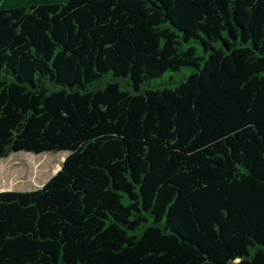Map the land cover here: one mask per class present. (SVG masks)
I'll return each instance as SVG.
<instances>
[{"label":"trees","instance_id":"obj_1","mask_svg":"<svg viewBox=\"0 0 264 264\" xmlns=\"http://www.w3.org/2000/svg\"><path fill=\"white\" fill-rule=\"evenodd\" d=\"M0 264H264V0H0Z\"/></svg>","mask_w":264,"mask_h":264},{"label":"rangeland","instance_id":"obj_2","mask_svg":"<svg viewBox=\"0 0 264 264\" xmlns=\"http://www.w3.org/2000/svg\"><path fill=\"white\" fill-rule=\"evenodd\" d=\"M66 153H10L0 158V191L36 189L55 174Z\"/></svg>","mask_w":264,"mask_h":264}]
</instances>
